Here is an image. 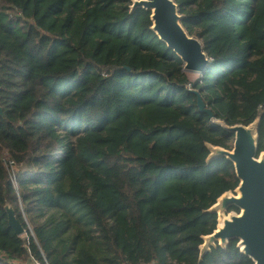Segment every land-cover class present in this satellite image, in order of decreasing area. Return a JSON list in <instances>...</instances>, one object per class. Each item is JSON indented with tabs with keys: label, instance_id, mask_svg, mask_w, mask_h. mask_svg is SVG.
I'll use <instances>...</instances> for the list:
<instances>
[{
	"label": "trees",
	"instance_id": "1",
	"mask_svg": "<svg viewBox=\"0 0 264 264\" xmlns=\"http://www.w3.org/2000/svg\"><path fill=\"white\" fill-rule=\"evenodd\" d=\"M175 2L195 80L132 0H0V264H254L200 246L239 185L216 119L264 150V0Z\"/></svg>",
	"mask_w": 264,
	"mask_h": 264
},
{
	"label": "water",
	"instance_id": "2",
	"mask_svg": "<svg viewBox=\"0 0 264 264\" xmlns=\"http://www.w3.org/2000/svg\"><path fill=\"white\" fill-rule=\"evenodd\" d=\"M138 8L150 11L151 30L180 57L186 72L205 71L210 58L201 38L191 35L184 27V16L175 0H132L131 11ZM199 105L204 109L201 98ZM207 111L213 115L209 109ZM216 122L229 132L234 141L230 149L209 144L208 162L217 156H225L234 165L239 185L222 194L209 208V212L217 213L218 224L211 234L203 237L201 258L211 247H227L230 240H236L241 253L254 264H264V150L259 151L258 145L259 118L248 125H228L217 119ZM6 210L9 225L18 235H23L25 230L13 208L7 205Z\"/></svg>",
	"mask_w": 264,
	"mask_h": 264
},
{
	"label": "rangeland",
	"instance_id": "3",
	"mask_svg": "<svg viewBox=\"0 0 264 264\" xmlns=\"http://www.w3.org/2000/svg\"><path fill=\"white\" fill-rule=\"evenodd\" d=\"M198 74L199 73H197V72H195V73H189V75H190V77L193 79V80H195L197 77H198ZM234 141V140H233ZM233 141H232V143H231V146L233 145ZM20 264H30L28 261H22V263H20Z\"/></svg>",
	"mask_w": 264,
	"mask_h": 264
},
{
	"label": "built area",
	"instance_id": "4",
	"mask_svg": "<svg viewBox=\"0 0 264 264\" xmlns=\"http://www.w3.org/2000/svg\"><path fill=\"white\" fill-rule=\"evenodd\" d=\"M30 264H43L40 260L34 259L33 257H31V261Z\"/></svg>",
	"mask_w": 264,
	"mask_h": 264
}]
</instances>
